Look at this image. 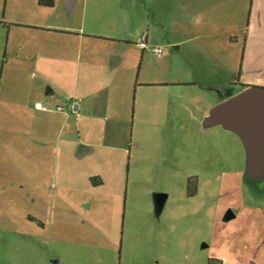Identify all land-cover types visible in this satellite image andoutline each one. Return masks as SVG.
<instances>
[{"label": "rangeland", "instance_id": "obj_1", "mask_svg": "<svg viewBox=\"0 0 264 264\" xmlns=\"http://www.w3.org/2000/svg\"><path fill=\"white\" fill-rule=\"evenodd\" d=\"M60 30L128 43L108 71ZM236 81L264 86V0H0V264H264V179L204 126Z\"/></svg>", "mask_w": 264, "mask_h": 264}, {"label": "water", "instance_id": "obj_2", "mask_svg": "<svg viewBox=\"0 0 264 264\" xmlns=\"http://www.w3.org/2000/svg\"><path fill=\"white\" fill-rule=\"evenodd\" d=\"M212 125H221L239 136L246 153L247 173L264 179V87L250 86L213 106L204 119V126ZM82 149L80 146L77 157L83 156ZM159 196L155 197L157 206L164 202Z\"/></svg>", "mask_w": 264, "mask_h": 264}, {"label": "crops", "instance_id": "obj_3", "mask_svg": "<svg viewBox=\"0 0 264 264\" xmlns=\"http://www.w3.org/2000/svg\"><path fill=\"white\" fill-rule=\"evenodd\" d=\"M80 1L81 0H65L66 10L69 13H73L76 10V8L78 7V5L80 4ZM59 29H61V28H59ZM60 31H55V32H59V34H64V35L69 36V38L67 39V42L72 46V52H74L75 47H77V46H79V49H80L79 52L81 53V55H82V51H83V53L85 54V57H86V60H85L86 64L91 63L90 62V58H91V54H90L91 51L90 50H91V47L93 45H91L89 40H94L95 42H100L99 45H94L93 47L97 48L99 46L100 55H101L100 66L102 67V69H106L108 71H113L115 68H117L118 67L117 64L119 63V61L122 58L121 56H118V55L115 56L114 55L116 50L114 49L115 45H113V44H115L116 42L122 43L123 41L128 43V38L121 37V36H112V35L101 36L99 34H89L90 36L84 37V35L76 34L74 32L75 30H70L72 32H64L63 30H60ZM91 35H94V36H91ZM87 38H89V39H87ZM146 48H143V51ZM118 53H120V52H118ZM128 81H129V78H128ZM196 88L197 87L194 86V87H191V89H187V90H195ZM48 93H52V91L49 90ZM38 102H40V101H38ZM107 106H108L107 104L104 105V108L107 109ZM36 109H38V108H36ZM85 109H86V107H85ZM38 110H40V109H38ZM41 111L45 112L44 110H41ZM57 112L58 111H55V113H57ZM207 114H208V111L205 112L204 116L206 117ZM45 116H47V115H45ZM83 143H85L86 145H80V146L83 147V149H82L83 154L82 155L85 156V155L91 153L94 149L89 146L91 144L90 142L85 141ZM78 149H77V151H78Z\"/></svg>", "mask_w": 264, "mask_h": 264}, {"label": "flooded vegetation", "instance_id": "obj_4", "mask_svg": "<svg viewBox=\"0 0 264 264\" xmlns=\"http://www.w3.org/2000/svg\"><path fill=\"white\" fill-rule=\"evenodd\" d=\"M259 81V80H258ZM234 83H236L237 85V87H240V89L238 90V91H242V90H244V89H246V88H248V87H250V86H254V85H256V86H262V87H264L263 85H259V84H257V83H259V82H255L254 81V83H240V81H236V82H233V84ZM176 84H179V85H181V86H183L184 88H182V90L183 89H191V87H196V82H176ZM235 86V87H236ZM235 87L233 86V87H231V88H233V89H235ZM225 88V87H224ZM196 89H198V88H196ZM233 89H229V88H227L226 87V90H217L216 92H215V94H213V92L211 91H208V93L211 95V96H213L214 97V99H216V102H215V104H218V103H220V102H222V101H224L225 99H227V98H229V97H231V96H233V95H235L236 93H238V92H234V90ZM201 93H188V94H185L184 92H181V94L182 93H184L185 95H183L184 97H185V99L187 100V98H188V100L189 101H194L193 103H195V102H198L199 103V101H201V100H203L204 99V97H206L207 96V94H206V92L205 91H203V89H201ZM182 98V97H181ZM183 99V98H182ZM214 105V104H213ZM215 106V105H214ZM210 108V107H209ZM214 126H221V125H212V126H205L206 128H212V127H214ZM194 186H193V183H190V191H189V193L191 194V195H193V194H195V191H194ZM156 194H158V193H156ZM156 194H155V197H156ZM160 194V196L158 197V198H164V202H163V204L160 206V205H158L157 206V204H156V201H155V206H156V211H157V213L159 214L161 211H162V209L164 208V205H165V203H166V201H167V198H168V195L167 194H165V193H159ZM224 217H225V219L228 217L229 219H231L232 217H235V213L232 211V209L231 208H228L227 209V211H226V213H225V215H224Z\"/></svg>", "mask_w": 264, "mask_h": 264}, {"label": "built area", "instance_id": "obj_5", "mask_svg": "<svg viewBox=\"0 0 264 264\" xmlns=\"http://www.w3.org/2000/svg\"><path fill=\"white\" fill-rule=\"evenodd\" d=\"M140 46L142 48H146L148 46V37L147 35H144L140 41ZM154 51H156L157 53H161L162 50L160 47H155ZM36 108L40 109V110H49V106H47L46 104L42 103V102H37L36 103ZM56 110L60 111V112H66V113H71L73 115H75L76 117L80 116V111H81V102L77 99L71 100L70 101V106L69 108H65L62 105H57Z\"/></svg>", "mask_w": 264, "mask_h": 264}, {"label": "trees", "instance_id": "obj_6", "mask_svg": "<svg viewBox=\"0 0 264 264\" xmlns=\"http://www.w3.org/2000/svg\"><path fill=\"white\" fill-rule=\"evenodd\" d=\"M54 2H55V0H38V3L40 5H45V6H52V5H54ZM192 181H193V179L192 180L190 179V183H192Z\"/></svg>", "mask_w": 264, "mask_h": 264}]
</instances>
